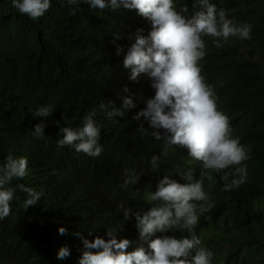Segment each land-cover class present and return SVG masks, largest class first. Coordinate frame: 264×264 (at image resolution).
Here are the masks:
<instances>
[{
	"label": "trees",
	"instance_id": "obj_1",
	"mask_svg": "<svg viewBox=\"0 0 264 264\" xmlns=\"http://www.w3.org/2000/svg\"><path fill=\"white\" fill-rule=\"evenodd\" d=\"M174 2L192 6L195 0ZM209 2L217 11L225 10L237 25L251 24V38L246 40L264 51V0ZM61 3L50 0L45 14L32 20L13 7V0H0V165L9 155L26 158L27 175L5 188L23 183L41 193L38 203L27 209V194L15 193L11 214L0 220V264H79L85 250H99L85 249L72 233L81 232L93 241L97 236L110 239L108 231L117 240L130 241L127 252L140 247L150 252L149 241L161 235H195L201 247L213 252L212 264H264V62L241 60L233 50L212 53L206 62L210 79L220 85L218 110L229 117L233 138L239 137L250 156L244 162L246 183L222 191V172L204 170L186 148L166 147L163 139L152 136L156 129L143 118L133 119L146 107L137 96L150 98L155 91L145 74L130 80L122 61L132 43L128 36L137 28L147 36L150 22L136 9L123 6L100 10L83 2ZM117 46L124 48L120 55ZM125 86L128 93L123 92ZM128 95L137 107L122 117L109 119L99 109L101 102L110 109L122 108L121 97ZM48 105L53 106L51 116H33L36 109ZM65 110L67 122L61 119ZM93 111L101 154L90 157L70 146L59 147L60 129L81 127L83 117ZM41 121L46 125L44 136L36 138L32 131ZM140 123L148 131L143 137ZM153 156L160 157L156 168L151 165ZM132 172L139 179L125 186ZM185 174H191L193 183L202 182L214 207L200 217L193 233L156 232L142 240L135 215L125 220L119 205L143 215L158 204L148 195L159 180L168 176L184 184L189 182ZM61 227L66 234H59ZM64 246L70 255L58 259Z\"/></svg>",
	"mask_w": 264,
	"mask_h": 264
},
{
	"label": "clouds",
	"instance_id": "obj_2",
	"mask_svg": "<svg viewBox=\"0 0 264 264\" xmlns=\"http://www.w3.org/2000/svg\"><path fill=\"white\" fill-rule=\"evenodd\" d=\"M80 2L92 9L111 7L115 10L121 6L136 9L151 24L147 36L143 35L142 28H137L128 36L132 43L122 61L123 67L130 73V80L136 81L141 74H145L151 89L155 91L150 98L137 96L146 107L133 115V119L139 122L143 118L151 128L156 129L151 132L152 136L156 140L163 139L166 147L179 145L186 148L192 158L202 162L204 170L222 172V191H231L246 183L248 170L244 162L250 158L249 150L241 145L239 137L233 138L229 117L218 110L213 86L205 82L199 62L206 54L203 37L213 38L215 47L219 48L230 37L250 39L253 26L248 23L237 25L227 17L225 10L217 11L209 0H195L191 15L186 5L177 10L174 0H67V4L73 6ZM61 6H65L63 0ZM13 7L20 14L37 20L51 4L50 0H13ZM76 11L77 8L73 7L71 14L74 15ZM123 51V47L117 46L116 55ZM129 91L125 86L123 92ZM121 99L122 108L110 109L109 104L101 102L99 109L111 119L114 116L122 117L125 111L137 107L131 95L122 96ZM52 113V105L41 106L33 112V116L49 117ZM95 114L93 111L85 115L81 127L74 129L67 126L60 129L63 138L57 140L58 146H70L77 153L98 157L102 147L98 143L100 129L94 121ZM61 119L68 121L66 110L61 114ZM45 127L43 121L36 124L33 136L43 137ZM138 131L141 137L148 134L143 123L139 124ZM159 163L160 157L153 156L152 167L156 168ZM127 173L128 170H125ZM26 175V158L9 155L6 163L0 165V220L11 214V202L17 190L27 194L26 209L35 206L40 200L41 193L23 183L5 188L11 181L22 180ZM183 178L189 182L181 184L168 176L159 180L156 190L148 195L150 202L158 204L143 215L131 213V209L123 203L119 205L125 220L130 218V214L135 215L142 240H149L156 232L165 234L179 230L193 233L200 217L214 207L202 182H191V174H185ZM138 179L139 176L132 172L125 180V186L136 183ZM208 179L211 180L212 176L209 175ZM66 233V228L59 229L60 235ZM107 234L110 237L108 240L97 236L89 241L81 232L72 233L80 237L85 249L99 250H85L79 264H212L213 252L201 247V241L195 235L191 238H176L165 234L149 241L150 252H146L143 247L127 252L130 244L128 239L117 240L111 231ZM88 235L91 236L92 231ZM69 255L68 247L64 246L60 248L57 258L64 259Z\"/></svg>",
	"mask_w": 264,
	"mask_h": 264
},
{
	"label": "rangeland",
	"instance_id": "obj_3",
	"mask_svg": "<svg viewBox=\"0 0 264 264\" xmlns=\"http://www.w3.org/2000/svg\"><path fill=\"white\" fill-rule=\"evenodd\" d=\"M186 6H188L189 15H191L192 12L194 11V9L189 4H187ZM178 8L180 9V6H178ZM203 39L205 40V44H206V54H205L204 58L199 62L200 66L202 68L201 74L205 77V82L207 84L213 86L215 95L217 97V101L219 98L218 91L220 89V85L217 82H214V81H212V79H210V74H209L210 68L206 66V62H207L210 54H212V53L217 54L221 50H223V51L224 50H233V51L237 52V56L241 60H256V61H263L264 62V51L256 45H254V46L249 45V42L246 39H241L239 37H230L227 43H223V41H221V43H223V46L219 47V48L215 47V45L213 43V38L203 37Z\"/></svg>",
	"mask_w": 264,
	"mask_h": 264
}]
</instances>
